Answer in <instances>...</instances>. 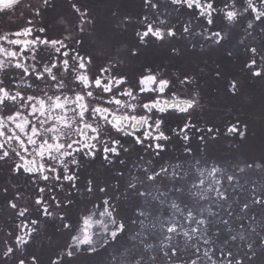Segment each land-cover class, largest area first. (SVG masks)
Instances as JSON below:
<instances>
[{"label": "snow or ice", "instance_id": "snow-or-ice-1", "mask_svg": "<svg viewBox=\"0 0 264 264\" xmlns=\"http://www.w3.org/2000/svg\"><path fill=\"white\" fill-rule=\"evenodd\" d=\"M109 12L101 22L89 0H0V264H44L33 249L49 227L63 242L47 264H264V95L247 118L229 108L215 123L195 116L204 67L124 71L154 49L219 52L237 71L217 64L214 78L240 97L264 83V0ZM221 140L228 155L213 149Z\"/></svg>", "mask_w": 264, "mask_h": 264}, {"label": "flooded vegetation", "instance_id": "flooded-vegetation-1", "mask_svg": "<svg viewBox=\"0 0 264 264\" xmlns=\"http://www.w3.org/2000/svg\"><path fill=\"white\" fill-rule=\"evenodd\" d=\"M90 4L95 5V11L100 16L101 22H106L110 18V8H119L123 12H136L138 11L139 0H89ZM65 11L64 7H58L55 11H52L46 17L49 25H53L56 17ZM120 40L132 42L133 33L129 30L127 33H121ZM205 62L207 67H205ZM144 64H150L153 67L163 65L165 70L172 73H178L179 71H196L199 73V68L204 67V73L200 78L199 84L202 91V104L203 110H197L196 117L201 119H207L209 121L219 123L220 119L225 115L229 108L238 109L242 119L247 118L249 105L257 103L262 95H264V83L260 82H246L242 90L240 97L232 98L224 91L223 82H218L214 78V70L217 64L229 74H235L237 71V65L233 62L224 59L219 52H200L198 54L186 53L183 57L176 58L175 60H169L163 54L162 50L154 49L146 57H141L138 60L128 61L124 65V71L129 75H135L141 70V66ZM199 66V67H197ZM243 78V77H242ZM180 122L179 117H172L169 119V126H174ZM260 129L257 128V134L250 137L247 142V147L260 148ZM198 142H193V148L197 147ZM179 147V145H176ZM213 149L221 154L228 155L230 149V143L228 141L221 140L218 144L213 146ZM98 169V166H97ZM2 216V214H0ZM55 230L51 227L48 228L42 240H38L34 246L35 251L41 254L44 264H47L48 255L51 253L52 248L50 244L62 243L63 237L58 234H54ZM49 237L51 239H49ZM80 264H89L87 258H82Z\"/></svg>", "mask_w": 264, "mask_h": 264}]
</instances>
